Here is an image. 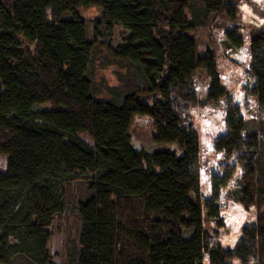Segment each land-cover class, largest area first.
Masks as SVG:
<instances>
[{
  "label": "trees",
  "instance_id": "1",
  "mask_svg": "<svg viewBox=\"0 0 264 264\" xmlns=\"http://www.w3.org/2000/svg\"><path fill=\"white\" fill-rule=\"evenodd\" d=\"M241 1L0 0V264H264V25L240 28ZM88 5L102 11L91 32L78 9ZM216 19L230 26L225 57L213 42L199 53L190 33ZM226 58L241 69L238 102ZM107 66L115 84L96 78ZM253 103L250 129L241 108ZM203 106L225 111L211 148L222 172L207 196L193 114ZM135 115L150 118L154 143L175 148L135 149ZM233 182L255 219L223 248L205 221L221 226ZM55 229L66 233L57 260Z\"/></svg>",
  "mask_w": 264,
  "mask_h": 264
},
{
  "label": "rangeland",
  "instance_id": "2",
  "mask_svg": "<svg viewBox=\"0 0 264 264\" xmlns=\"http://www.w3.org/2000/svg\"><path fill=\"white\" fill-rule=\"evenodd\" d=\"M263 7H264V0H250V3L241 1L238 3V18H239L238 23L243 31H247L248 26L264 25V17L261 14ZM78 9L80 15L87 21L88 32H91L92 22L94 20L99 19L102 15L101 9L96 5L80 6ZM46 12L47 15L50 16V11L47 10ZM223 24L227 25V23H224L221 20L216 19L214 25H209L208 27L205 28L203 27L202 29L198 28L190 32L191 34H194L197 38L199 53H204L205 49L211 45L210 42H213V47L214 46L216 47L215 51L217 56L225 57L226 51L225 48L221 46V40H220L221 38H219L220 37L219 32L221 28L224 29L230 26L229 25L225 26ZM120 29H121L120 26H116L113 31L114 43L119 41L121 38ZM245 54L246 53L244 51L242 53L241 52L238 53L237 56L238 58L241 59L243 65L248 61L247 54L246 55ZM103 56L104 53L102 52L100 58H102ZM224 65L229 71H234L235 74L234 76L235 78H233L234 87L231 92V95L233 96V99H235V101L238 102V99H240V97L236 98V95H237L238 87L241 83L240 80L241 69L240 67H238V65L237 67H235L233 63L229 61V59L227 58L224 62ZM98 77H103L109 84L116 83L112 66L99 68L96 72V78ZM195 81H196V89L199 92L200 96L204 95L208 87V80L206 79V76L204 74H197L195 75ZM50 106L51 104L48 102L38 103L34 106V109L38 111L40 109L49 108ZM195 108H193V113L198 111L197 116L201 115L202 123H204V124L201 123L202 124L201 126L197 125L200 145H202L201 147H203V149L201 150V166L199 170V179H200L202 195L207 196L209 194L208 182L211 172L212 171H216L220 173L222 172V169H220L222 163L221 158L218 155L214 154L212 151H209L208 149V144H210L213 141V136L216 137L220 133V129L218 126H209L210 129L206 130L204 127L207 126L208 128V125L211 123V121L208 118L210 114L211 116L213 115V112H211V109L209 107L206 108L197 107V110H195ZM247 112L248 114L251 115L256 114L259 116V111H256L254 107L250 106V109L249 111L247 110ZM262 115L264 116V111L260 112V116H259L260 119L262 118ZM256 118L251 117L250 119H248L250 121L249 122L250 129L251 128L253 129L256 126L257 123ZM197 119L199 120V118ZM197 119L195 117V123H197L196 122ZM150 121H151L150 118L144 115L134 116V122L130 130L131 144L133 145V147L137 150L146 153H150L153 149H155L158 146L174 149L175 148L174 144L161 145V144H156L152 141L150 137V133H151ZM5 164H6L5 157L0 156V172L4 171ZM229 190L233 194H235V197L233 198L230 197L225 201L221 200L219 202L220 206L218 209L217 218L221 221V226L216 227L213 224V222H211L210 220L205 221V227L207 231L210 233L213 239H215L223 248L233 247L235 241L240 235L241 228L245 224L252 223L255 219L254 208L252 206L245 205L244 203H242L237 199V196L238 198L242 196L237 192L235 182L230 184ZM65 211L73 213V209L68 205L66 206ZM236 223L237 225H235ZM65 235L66 233L62 232V229H55L51 233V240L49 247L53 255V258L55 260H57V255L61 246L60 245L61 238H64ZM233 264H239V263L234 261ZM250 264H255V262L251 261Z\"/></svg>",
  "mask_w": 264,
  "mask_h": 264
},
{
  "label": "crops",
  "instance_id": "3",
  "mask_svg": "<svg viewBox=\"0 0 264 264\" xmlns=\"http://www.w3.org/2000/svg\"><path fill=\"white\" fill-rule=\"evenodd\" d=\"M203 107L206 108L207 106H203ZM210 109H211V112H213V115L211 116V114H210V116L208 118L211 121V123L208 125V128H207V126H205L204 128L207 130V129H210L209 126H218L220 129V132H222L224 129V114H225L224 109L223 108H214V109L210 108ZM202 124H204V123H202ZM214 138H215V136H213V140H214ZM201 146L202 145H200V147ZM211 148H212V142L210 144H208L209 151H211ZM202 149H203V147H201V150Z\"/></svg>",
  "mask_w": 264,
  "mask_h": 264
},
{
  "label": "built area",
  "instance_id": "4",
  "mask_svg": "<svg viewBox=\"0 0 264 264\" xmlns=\"http://www.w3.org/2000/svg\"><path fill=\"white\" fill-rule=\"evenodd\" d=\"M223 34H224V29L221 28L220 32H219V35H220L219 38H222ZM251 107H254L256 109V111H258V107L255 103L251 104ZM195 110H197V107L195 108ZM197 113H198V111L193 113L194 114V121H195V117H196V119L199 118V120L197 119V121H196L197 122L196 124L199 126L202 123V118H201V115L197 116ZM241 114L247 119L250 117H255V118L258 117V115H256V114H252V115L248 114L247 110H245L243 107L241 108ZM146 117H148V116H146Z\"/></svg>",
  "mask_w": 264,
  "mask_h": 264
},
{
  "label": "bare ground",
  "instance_id": "5",
  "mask_svg": "<svg viewBox=\"0 0 264 264\" xmlns=\"http://www.w3.org/2000/svg\"><path fill=\"white\" fill-rule=\"evenodd\" d=\"M261 2H262V1H261ZM241 217H242V216H241ZM236 218H237V217H236ZM242 221H243V220H242ZM235 225H237V223H236ZM237 229H238V228H237ZM237 229H236V230H237Z\"/></svg>",
  "mask_w": 264,
  "mask_h": 264
}]
</instances>
